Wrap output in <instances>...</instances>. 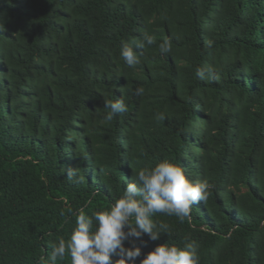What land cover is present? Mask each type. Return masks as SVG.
I'll use <instances>...</instances> for the list:
<instances>
[{"label":"trees","instance_id":"16d2710c","mask_svg":"<svg viewBox=\"0 0 264 264\" xmlns=\"http://www.w3.org/2000/svg\"><path fill=\"white\" fill-rule=\"evenodd\" d=\"M0 27V264H37L75 227L69 207L107 209L164 159L208 199L183 222L157 214L169 234L137 240V264L190 241L200 264H264V0H0ZM106 100L128 111L107 121Z\"/></svg>","mask_w":264,"mask_h":264},{"label":"clouds","instance_id":"9594fccd","mask_svg":"<svg viewBox=\"0 0 264 264\" xmlns=\"http://www.w3.org/2000/svg\"><path fill=\"white\" fill-rule=\"evenodd\" d=\"M2 28V27H0ZM157 43L154 35L145 33L138 47ZM213 41L206 42L211 48ZM160 54L172 51L171 42L165 38L159 45ZM120 57L129 67L141 63L140 58L128 44H123ZM200 79L218 78L211 68L197 71ZM145 89L138 86L133 90L136 96H143ZM104 119L111 121L117 114L128 111L123 100H106ZM164 121L167 117L160 112L155 117ZM67 178H76L74 168L66 169ZM210 184L207 180L195 181L186 176L184 168L164 159L151 167L136 171L132 182L126 184L123 194L104 210L87 214L84 208L69 212L75 217V227L67 239L58 238L51 244V253L41 256L37 264H57L66 256L70 264H137L142 256L136 241L143 242L145 235L152 241L159 239L161 233L169 234V225L154 219L157 214L175 216L181 222L190 219L192 206L208 199ZM63 214V213H62ZM130 244L129 247L125 243ZM139 264H200L199 246L195 241L186 242L183 247L164 243L156 246L143 256Z\"/></svg>","mask_w":264,"mask_h":264}]
</instances>
